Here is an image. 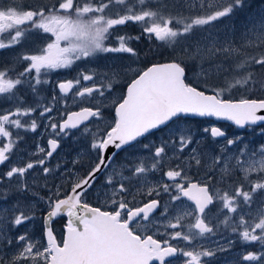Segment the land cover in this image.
I'll return each instance as SVG.
<instances>
[{
  "label": "snow or ice",
  "instance_id": "snow-or-ice-1",
  "mask_svg": "<svg viewBox=\"0 0 264 264\" xmlns=\"http://www.w3.org/2000/svg\"><path fill=\"white\" fill-rule=\"evenodd\" d=\"M243 3L244 0H183L187 11L197 14L174 16L164 14L168 11L166 0H55L51 6L45 4L39 7H24L17 4L16 0H10L5 5L0 0V50L22 44L32 33L51 34L48 42L43 46L37 45L34 52H24L17 56V60L27 66L15 79L9 75L14 68L0 69V99H15L18 104H23V99L15 91L18 86L27 85L36 93L38 85L50 83L48 77L56 70L72 69L79 62H90L99 54L138 56L131 44L144 36L149 40L155 37L169 46L179 43L194 31L211 27L215 22L230 17L236 9L243 7ZM130 23L140 27L139 35L121 34V29ZM6 32L7 40L3 35ZM244 36L247 43L241 47L245 50L256 45L258 47L255 54L245 55L235 68L231 65L227 68L216 66L217 78L219 74L225 76V86H210L207 91L212 94H207L206 90H198L196 86L186 82L188 70L185 61L153 64L127 85L126 94L119 102H112L115 121L107 128L97 126L93 131L88 127L93 119L98 123L103 121L104 101L114 87L107 74L101 78L96 72L82 70L74 79L58 81L53 88L52 101L46 106L38 104L35 108L17 106L14 109L0 110V165L10 160L18 141L23 139L18 133L14 135L12 129L37 130V119L26 124L21 118L31 117L39 108H42L40 117L47 116L45 132L55 137L48 140L47 151L37 144V152L32 155L46 152L44 158L30 161L24 166L13 165L0 176V180L7 178L11 181L16 178L17 190L20 192L29 190L27 173L37 166L43 168L47 187V176L56 170L44 165L59 147V139L69 137L72 130L79 131L83 128L82 134L92 137L90 149L96 155L94 166L83 178L66 168L63 176H76L78 182L72 183L69 179L65 184L57 185L55 191L49 189V196L44 201L49 210L41 217L44 230L42 239L46 238V244L32 239L25 231L14 238H7V247H12L15 243L17 248L9 254L3 244L6 238L5 214L18 211L14 217L7 218V223L14 228L34 220L35 216L31 206L26 207L19 202L11 209H0V264H172L168 258L178 254L186 258L185 264H202V257L211 258L216 251L225 250L219 248L201 251L197 249L204 245L194 244L195 241L211 238L219 227L218 224L213 226V217L206 211L214 200L221 203L217 216L223 214L224 209L229 214L225 216L223 223L230 226L233 232L242 229L239 231L242 242L258 241L264 245V208L257 207L255 212L251 208L254 196L258 191L264 190V145L251 150L246 146L239 149L238 153L227 156V149L235 145L240 137L227 138L226 133L215 126L210 130L205 129L213 139L226 140L220 154L214 157L210 166L212 174L203 183L190 180L187 173L191 161L195 160L197 166L201 164L200 154L192 149L189 160H181L175 167L169 166L163 172L169 182H157L147 187L146 192L145 186L151 183L148 180L149 174L172 162L166 153L169 142L164 141L161 146L155 147L150 157V166L146 163L149 158L136 157L118 169L112 168L117 153L108 154L110 146L123 150L137 142L138 138L151 134L153 130L166 126L174 119L185 118L188 114L222 117L240 127L264 122V114H258L264 112V99L223 98L226 91L236 86H259L264 90V80L255 79L251 71L243 74L249 66H258L264 70V51H260L264 48V18L247 29ZM199 51L201 49L198 45L197 52ZM208 51L213 56L220 54L231 57L238 54L240 48L233 47L231 43L217 46L213 42ZM201 74L206 77L208 75L204 73L202 65L201 71L196 75L199 77ZM82 81L90 82L91 86H82ZM56 88L60 95L56 94ZM69 96L74 105L87 103L91 106L68 112L66 105L64 112L55 117L51 115L56 103L67 101ZM190 139L191 137L186 139L183 135L179 136L178 151L181 154L189 147ZM144 147L147 149L149 146ZM71 163L75 167L79 161L73 160ZM59 167L57 165V169ZM216 168H219L220 176L214 182ZM235 170L243 173L244 180L250 182V190L246 191L243 183L235 187L234 192L217 187L218 184L223 185L226 178L230 179ZM125 171L131 175H124ZM104 173L107 175L103 187L111 193L106 200L108 207L112 209L110 211L92 207L84 200L99 175ZM254 173L258 179L251 181ZM133 181L139 184L136 193L131 191L135 186ZM67 183L72 184L70 191H66ZM138 194L147 197V202L138 207L130 206L137 203ZM163 194H167L169 200L161 204L160 197ZM129 195L132 196L131 200L128 199ZM153 195L157 198H151ZM185 198L194 207L185 204ZM161 208L163 211L157 217L155 213ZM173 209L176 211L174 216L170 215ZM231 214L238 215L239 220L233 221ZM65 216L67 222L61 244L57 242L52 225L56 219ZM189 218H194V223H185ZM161 227L164 228L163 235L168 239L154 238L161 234ZM178 240L188 242L193 246L192 250H184L170 243ZM255 260H264V251L248 252L242 256V261Z\"/></svg>",
  "mask_w": 264,
  "mask_h": 264
},
{
  "label": "rangeland",
  "instance_id": "rangeland-1",
  "mask_svg": "<svg viewBox=\"0 0 264 264\" xmlns=\"http://www.w3.org/2000/svg\"><path fill=\"white\" fill-rule=\"evenodd\" d=\"M32 1L36 2V0H32ZM41 1L43 3H48L49 4L48 6H51L53 3H55V0H41ZM166 2L168 4V11L164 13L165 15L171 14L174 16L176 15L194 16L197 14L195 12L187 11L186 6L183 5V0H166ZM34 6L39 7V5L38 6L34 5ZM261 18H264V0H244L243 7L236 9V11L230 17L223 18L221 21L215 22L214 25L211 27H206L203 30L194 31L192 34L188 35L186 39L181 40L179 43L169 46L165 42L156 40L155 37L149 40L147 36H144L138 42L133 41L131 44V46L138 53V56H131L130 54H99L97 57L93 58L90 62L88 61L79 62L72 69L56 70L51 74V76L48 77L50 83L45 84L46 86L44 84L38 85L36 93H33L29 87L24 89L23 88L24 85L18 86V88L15 91L17 96L23 99V104H18L15 101V99H13L12 101H9L7 99H0V110L14 109L17 106H20L22 108H28L27 104L31 102H35L36 107L38 104L46 106L52 101L53 88L55 87L58 81L67 80V78L68 80L74 79L78 75V73H80L83 70L85 72H96L99 74L101 78L103 77L104 74H107L108 79L113 82L114 87L110 95H108L107 99L104 101V110H105L104 112L106 114V117H108L107 115L109 113V109L112 107V102L113 101L119 102L122 99V97L124 96V89L127 83L132 78H134L138 73H140L141 70L148 63L156 60L157 58L156 55L159 53H160L159 57L161 58H165V59L168 58L170 60H175L177 62H180L181 60L185 61L188 70L187 71L188 81L194 82V84H196L203 90L207 91L210 86L211 87L225 86V76L223 74H219V78H217L218 74H217L216 66L222 65V67L227 68L229 65H231L233 68H235V65L239 63L240 60L244 59L245 55L255 54L256 47H258V45L254 46L253 48H248L247 50H245L241 46L247 43V38L244 36L245 31L247 29H250ZM140 31H141L140 27L130 23L126 27L121 29V34L127 33L129 35L135 36V35H139ZM50 35L51 34L37 33L34 41L30 45H28L30 49L27 51H22L20 54L24 52H34L36 50L37 45L43 46L48 42V38L50 37ZM254 39L255 38L253 37V40ZM213 42H216L217 46H222V45H226L227 43H231L233 47L240 48V52L238 54H233L231 57H225L224 55H220V54H216L213 56L208 51L209 47L212 45ZM198 45L201 49V51L199 52H197ZM28 46L25 45L23 47L27 48ZM260 51H264V48H261ZM17 56H18L17 54H13L12 52H9L8 49L0 50V63H4V64H0L2 69L6 67L13 68V66L12 65L10 66L8 62H11L13 59L14 60L17 59ZM201 65L204 70V73L208 74L207 77L205 76V74H201L199 75V77L196 75V73L201 71ZM23 70L24 69L22 67L20 70L14 69V71L9 73V75L13 79H15L20 72H23ZM248 71H251L254 74L255 79L264 80V70L260 69L258 66L254 68L249 66L247 68V71H245L243 74L246 75ZM113 74H115V76ZM99 82L100 79L98 78L97 83ZM82 86H89V85L82 81ZM237 90H240L239 93L245 91L247 92V94L241 96L236 92ZM55 91L57 95H60L58 88H56ZM207 92H211V91H207ZM252 92L260 93V92H264V90H261L259 86L255 88H253L251 85L236 86L230 89L229 91H226L223 94V98L231 99V100L248 98L247 95L252 94ZM71 104L73 103L70 96L67 99V101L64 100L58 101L51 115H53L54 117L58 116L60 112L65 111L66 105L68 108L71 106ZM40 111H42V108H39L36 114L38 116L39 122L41 123V126L39 124V127L37 128V135L34 141V145H33L34 148L32 150V153L37 152V144L45 148V143L43 142L44 140L43 138L45 133L44 123L47 120V116L41 118ZM192 121L191 119H184L182 121L177 122L173 127H171L172 129L165 130L166 135L168 133V130L170 133L178 135L177 139L170 142L168 144V147L166 148L167 157L171 161L173 155L176 153V147H178L179 145L178 143L179 136L183 135L187 139L186 134L184 133L188 127L190 126L200 127L201 129L198 131L203 132V137L205 138L208 135L205 132V129H209L216 124V122L213 121L212 119H205L201 123L195 122L194 120ZM57 122H59V120H57ZM253 127H256V130L252 131L250 134L245 135V144L248 143V140L250 138L256 139V142L252 146V149H256L259 148L260 145H264V134H261L262 132H264V125L252 126V129H254ZM160 136H162V134ZM239 136L240 134L239 132H237L231 135L230 138H235ZM76 140H78V138L71 139L70 142H68L67 145H65L61 153L58 155V158L59 159L62 158V161L56 160L55 162H52L51 160H48L44 165L45 167H49L51 169L56 170L51 175L47 176V184L48 182H50L51 185L50 189H53V191H55L57 185L65 184L66 181L65 179L61 180V176L65 173L64 168L63 167L61 168L60 166L57 169V165H59V163L61 162H64L63 160L67 158L64 157V150H66V148L72 149V147L76 146L78 149L77 153L75 152V156L69 158L70 163L72 159L75 160L78 158H88L89 156H91V150L88 148L87 142L83 144L82 142L78 141V143L76 144L75 142ZM216 142L218 141L216 140ZM154 149H152V153L149 155V157L152 156ZM233 154L234 152L229 151L228 156H231ZM41 155L42 154H37L36 160L41 159ZM151 163L152 161H148L149 166L151 165ZM169 166L175 167L171 162L170 165H165L163 169L149 174L148 180L151 183L145 186L144 188L145 192L147 191V187H151L153 184H156L157 182L160 181H163L165 183L169 182L167 181V178L163 176V172H166ZM113 168L118 169L120 168V166L116 165ZM68 169H72V170L74 169L72 163L69 165ZM78 169L80 168L78 167L77 170ZM199 169L202 173H208L210 168L207 169L199 168ZM32 170H34L33 174L36 173L35 175H37L38 177H42V181L45 183L43 168L38 167V168H33ZM125 173L128 174L129 172L125 171ZM66 179L72 180V178H66ZM133 185L135 186L132 187L131 191L132 193H136L139 184L138 182L133 181ZM27 192H29L30 197L33 198L34 192L32 188H29ZM27 192L19 191L20 195H19V199L17 200V203L19 202L23 206L26 207L31 206L32 208L34 201L26 200V199L23 200V197L27 194ZM47 197H44L43 200L45 201ZM151 198H157V197L153 195ZM166 198L167 199L165 200L162 199L163 203L169 200L168 195L166 196ZM128 199L131 200L132 196L129 195ZM147 199L148 198L145 197L143 194H138L136 195L137 203H134L132 205L134 207L141 206V204L144 201H147ZM12 206L0 207V209H11ZM261 207L264 208V203H262ZM162 211L163 208L161 209V212ZM10 213L12 212L9 211L5 214L6 221L4 224V233L6 238H14L17 235L22 234L26 231L23 229L16 231L15 228L10 223H7V218L13 217L11 216ZM170 215L174 216L173 212H170ZM158 216L159 215H157V217ZM31 230L32 229H30L29 232L32 239L40 240L42 243L46 244L45 239L44 238L42 239L43 231H37L35 232L36 234L35 233L32 234ZM57 233L60 234V231L57 230ZM16 250L17 248L15 246L14 252ZM248 251H249V247L245 245L244 254H246ZM250 264H254V263H250Z\"/></svg>",
  "mask_w": 264,
  "mask_h": 264
},
{
  "label": "flooded vegetation",
  "instance_id": "flooded-vegetation-1",
  "mask_svg": "<svg viewBox=\"0 0 264 264\" xmlns=\"http://www.w3.org/2000/svg\"><path fill=\"white\" fill-rule=\"evenodd\" d=\"M9 2H10V0H3V3L5 5H7ZM16 3L19 5H23L24 7L34 6V4L32 3V0H16ZM8 31L11 32L12 30H8ZM3 35H4V39L7 40L8 39L7 32ZM36 35H37V33H32L27 39H25L23 41L24 44L22 43L20 45L9 48L8 49L9 52H12L13 54L20 55V53L22 51L29 50L30 47L28 45H30L34 41ZM25 45L28 47L27 48L23 47ZM29 53H31V52H29ZM8 63L10 66L12 65L14 69H19V70L21 69V67L24 69L27 66L26 63L20 62L17 59H15V60L13 59L11 62H8ZM0 64H4V63H0ZM0 69H2L1 66H0ZM67 80H68V78H67ZM85 83H87L89 86H91L90 82H85ZM189 83L193 84L194 82H189ZM27 87L28 86H25V85L23 86L24 89H26ZM43 99H45V98H43ZM27 106L35 108L36 103L31 102V103L27 104ZM89 106H91V105H89L87 103H83V104H79V105L71 104V106L67 108V111L72 112V111H75L77 109H80L81 107H89ZM104 111H103V117H104L103 121H100L98 123L95 119H93L92 123L88 124V127L91 128L93 131L96 130L97 126H99L101 128H107L108 125L114 124V121H115L114 107L113 108L111 107L109 109V113L107 115L108 117H106V114ZM36 112L33 113L32 116L29 118H21V119L26 124H30L32 119L38 120V116H37ZM64 118H66V116ZM184 119H191V121L194 120L195 122L201 123L207 118H194V117L186 116L185 118H182V119H174L173 121L168 123L166 126H163L158 130H153L151 134H148L145 137L138 138V141L133 143L131 146L125 147L123 150L115 151V153H117V155L115 156L114 161L112 163V168L115 167L116 165L122 166V165L128 164L136 157L149 158L146 161V163L148 164V161H151L149 155L152 153V149H154L156 146H161L162 142H164V141H168L170 143L173 140L177 139L178 135L170 133L169 130H168V133L166 135L165 130L166 129H172L171 127H173L177 122L182 121ZM213 121H215V120H213ZM215 122H216V124L213 126L218 127L221 130H223L226 133L227 138H230L231 135H233L237 132H239V134H240V136H239L240 140L235 145H233L227 149V153H226L227 156L229 154V151H232L234 153H238L239 149L245 148L246 146L248 149H250V150L252 149V146L256 142V139L250 138L248 140V143L245 144V135L250 134L252 131L256 130V127H253L254 129H252V126L237 127V126H235L229 122H218V121H215ZM38 123L41 126V123L39 122V120H38ZM193 125H194V123H193ZM200 129H201L200 127H191V126L188 127L184 134H186L187 138L191 137L190 142H189V147L186 148L183 151V153L181 154L178 151V149H179V145H178V147H176V153L172 157V164L175 166L181 160L187 161L190 159V157L192 156V147H193V149L197 150V152L200 154V157H201V164L199 166H197L195 163V160H192L191 166L189 167V170H188V173H189L188 176H189L190 180L194 183H196V182L203 183L205 178L209 174H212L213 170L210 166L212 165L213 159L215 156L220 154L221 149L226 144V140L223 138L213 139L210 136V132L205 131L208 135H207V137L204 138L203 132L198 131ZM210 129L211 128H209V130ZM12 131L14 132V135L16 133H18L20 136L23 137V139L18 141L16 148H15L13 154L11 155L10 160L8 162H6L4 165H0V176H3V174L5 172H7L10 169V167L13 165L24 166L26 163H28L30 161L34 162L37 159V154L32 155L33 154L32 150L34 148L33 145H34V141H35V138L37 135V130L35 132H33L31 130L25 131V129H18V130L12 129ZM82 133H83V128H81L79 131L78 130H72L69 137L60 138L59 139V147L54 151L53 156L51 158H49L48 160H51L52 162H55L56 160L62 161V158L59 159L58 155L61 153V151L63 150L65 145H67V143L70 142V140L73 138L74 139L78 138V140L75 141L76 144L78 143V141L82 142L83 144L85 142H87V146L90 149L92 137L90 135H84ZM161 134H162V136H160ZM50 138H55V137L49 136L47 134V132H45L43 142L45 143V150L46 151L49 150L48 149V140ZM150 139H151V141H150ZM216 140L218 142H216ZM4 142H6V141H4ZM144 145H148L149 147L146 149L144 147ZM0 146H2V144H0ZM154 150H153V153H154ZM77 151H78V149L76 146L72 147V149L66 148V150H64V157H67V158L65 160H63L64 162L59 163L61 168L63 167L64 170H66V168L68 169L69 165L71 164L69 158H72L73 156H75V152L77 153ZM166 151H167V149H166ZM45 154H46V152L41 155V158H44ZM176 157H179V159H176ZM75 160H78L79 163L75 167H73L74 168L73 172L75 174H77L80 178H83L84 176L87 175L88 171L91 170V167L94 166V164L96 162V155L94 152L91 151V156H89L88 158H78ZM72 161H73V159H72ZM232 163L234 164L235 161H232ZM38 167L39 166L34 167V168H38ZM78 167L80 169L77 170ZM199 168H201V169L210 168V169H209L208 173H202ZM33 171L34 170H29V172L27 173V184H28V188H32V190L34 192L33 193L34 196H33V198L30 197L29 192H27V194L23 197V200L26 199V200L34 201V204L32 207V210H33L32 214H34L35 219L30 220V221H26L23 225L15 227L16 231L23 229V230H26L29 233V235H30V232H29L30 229H32L31 230L32 234H34L37 231H44L42 228L43 220L41 219V217L46 215V213L48 212L49 209L47 208L43 199H44V197H47L49 195V189L51 187L50 182H48L47 187H45V183L42 181V177H38L37 175H35L36 173L33 174ZM58 171H60V170H58ZM106 175H107V173L100 174L95 185L88 192V195L86 197H84L85 202H87L90 206L100 207L102 211L112 210L110 207H108V205L106 203V200L108 199V197L111 196V193H109L107 188L103 187V185L105 184ZM124 175L129 176V175H131V173L126 174L124 172ZM219 176H220V170H219V168H216L214 170V182L219 179ZM66 178H69V177L63 176V175L61 176V180L65 179L66 181H68ZM70 178H72V180H71L72 183L78 182V180L76 179V176H73ZM257 179H258L257 174H255V173L252 174L251 181H256ZM66 181H65V183H66ZM51 183H52V181H51ZM242 183L244 184V188L246 191L250 190V188H249L250 182L244 180L243 173H241L239 170H235L230 179L226 178L224 184L223 185L218 184L217 187H222L224 189H227L229 191L234 192L235 187L241 185ZM71 186H72L71 183H67L66 191H70ZM23 194H25V193H23ZM19 195L20 194H19V191L17 190L16 178H13L11 181H9L7 178L0 180V207H7V206H12V205L17 204V200L19 199ZM166 196H167V194L160 197L161 204H163L162 199H164V200L167 199ZM41 198H43V199H41ZM153 199H155V198H153ZM242 199L243 198L241 197L240 200L242 201ZM263 200H264V190L258 191V193L254 196V203L251 205L253 212H255L257 207H261V205H262L261 202ZM144 202H147V201H144ZM184 203L194 207V205H192V202L187 201L186 198L184 200ZM131 206L134 207L132 204H131ZM220 207H221V203L214 200L213 204L210 205L209 208L206 210V211H208L209 215L213 217V220H212L213 226L216 224L219 225V227L215 229V234L212 235L211 238H209V239H202V240L195 241L194 244L195 245H201V244L204 245L203 248L197 249V250H201V251H203L205 249L216 250L219 248H224L225 250L224 251H216L214 257H211V258L202 257L201 258L202 264H250V263L264 264V260L242 261V256L244 255L245 245H247L249 247L248 252H252V253H260L261 251H264V245H261V243L258 241H254V242H250V243L242 242L240 237H239V231H242V229L238 230L237 232H233L232 228L230 226L223 223V221L225 220V216L229 215L227 213V209H224L223 214L217 216V212H218V209ZM161 209L155 213L156 216L157 215L160 216ZM171 212H173V215L176 214L175 209H173ZM10 214H11V216L14 217V215L18 214V212L17 213L12 212ZM26 214H29V213L26 212ZM231 215L233 217V221L239 220L238 215H236V214H231ZM37 219L40 223L37 221ZM164 219H166V218H164ZM66 222H67V217L65 216V217L56 219L55 223L52 225V227L54 229V234H55L58 242L61 244L63 242V237L65 235ZM185 223H194V218H189L188 220L185 221ZM57 230L60 231V234L57 233ZM169 231H171V230H169ZM185 231H186V229H185ZM163 232H164V228L161 227V231H160L161 234L155 236L154 238L159 239V240L168 239L167 236L163 235ZM149 234H151V233H149ZM230 242H232V243H230ZM170 243H172L174 246H178L180 248H183L184 250H192V247H193L192 245H189L188 242H185L182 240L170 241ZM3 244L6 247L5 250L9 254L14 252L15 243L12 247H7V238H6L3 242ZM168 259L172 262V264H185V260H186V258H184L180 254H178L175 257L168 258ZM155 264H158V262H155Z\"/></svg>",
  "mask_w": 264,
  "mask_h": 264
},
{
  "label": "water",
  "instance_id": "water-1",
  "mask_svg": "<svg viewBox=\"0 0 264 264\" xmlns=\"http://www.w3.org/2000/svg\"><path fill=\"white\" fill-rule=\"evenodd\" d=\"M168 62H172V61H167V62H160V63H154V64H163V63H168ZM153 64H151L150 66H152ZM150 66H148V67H150ZM147 67V68H148ZM147 68L145 69V70H147ZM144 70V71H145ZM138 77V76H137ZM136 77V78H137ZM136 78H134V79H136ZM131 83V82H130ZM129 83V84H130ZM199 90V89H198ZM126 91H127V87H126ZM207 94H212V93H207ZM80 109H78V110H75V111H79ZM258 114H264V112H262V113H258ZM187 116H189V117H197V118H212V119H215V120H217V121H225V122H229V123H231V124H233V125H235L232 121H229V120H226V119H224V118H222V117H214V116H204V117H200V116H196V115H192V114H188ZM86 123V122H85ZM264 122H257V124L256 125H259V124H263ZM235 126H237V125H235ZM245 126H247V125H245ZM244 126V127H245ZM237 127H240V126H237ZM115 151H117L115 148H114V146H110L109 147V149H108V154L109 155H111L112 153H115ZM46 239V238H45ZM46 243H47V241H46Z\"/></svg>",
  "mask_w": 264,
  "mask_h": 264
},
{
  "label": "trees",
  "instance_id": "trees-1",
  "mask_svg": "<svg viewBox=\"0 0 264 264\" xmlns=\"http://www.w3.org/2000/svg\"><path fill=\"white\" fill-rule=\"evenodd\" d=\"M32 3L34 4V5H49L48 3H43L41 0H36V2H34V1H32ZM159 55H160V53L159 54H157L156 55V57L158 58L159 57ZM166 57V56H165ZM159 60H161L160 58H158ZM165 59V58H164ZM166 59H168V58H166ZM239 91L240 90H237L236 92L239 94V95H246L247 94V92H245V91H243L242 93H239ZM247 97L248 98H254V99H263L264 98V92H260V93H253L252 92V94H249V95H247Z\"/></svg>",
  "mask_w": 264,
  "mask_h": 264
}]
</instances>
